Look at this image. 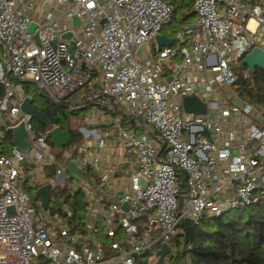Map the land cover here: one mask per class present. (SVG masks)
Segmentation results:
<instances>
[{"label": "built area", "instance_id": "2783aa9c", "mask_svg": "<svg viewBox=\"0 0 264 264\" xmlns=\"http://www.w3.org/2000/svg\"><path fill=\"white\" fill-rule=\"evenodd\" d=\"M191 1L197 24L176 34L177 49L155 53L167 1L0 0V131L24 122L31 144L23 152L11 136L0 154V264H134L142 254L157 264L167 244L165 264L182 221L248 207L264 191V99H243L233 71L264 51V0ZM67 32L75 42L62 40ZM29 84L86 112L74 151L56 152L47 132L33 131L21 109ZM188 96L204 113L184 110ZM70 162L83 178L65 171ZM48 183L82 195V224L62 199L60 213L30 203L24 186Z\"/></svg>", "mask_w": 264, "mask_h": 264}, {"label": "trees", "instance_id": "16d2710c", "mask_svg": "<svg viewBox=\"0 0 264 264\" xmlns=\"http://www.w3.org/2000/svg\"><path fill=\"white\" fill-rule=\"evenodd\" d=\"M163 1L169 2L168 0ZM173 2H169L173 6L171 21H173L174 15L179 14L181 20L189 24L194 15L192 1L180 0L177 5ZM236 75L237 81L241 85L240 94L243 99L254 105L260 104L264 99V71L253 70L248 80L242 79V71ZM28 88L27 85L25 92ZM37 91L44 98V103L41 107L33 104L46 115L50 122L49 126H40L41 132H47L54 127L60 128L68 139V144L64 149L74 151L77 146L82 144L83 140L77 130L69 126V115L78 111H70L64 103L50 101L40 90L37 89ZM0 138L3 141L6 139L11 142V134L4 130ZM7 153L8 149L1 144L0 154L6 155ZM56 155L60 156V153ZM180 177L181 193H184L183 175L181 174ZM52 198L60 199L54 198L53 194ZM81 199L83 197L80 193L69 191L62 198L63 202L71 208L74 220L80 221V224H82L81 214H79ZM238 209L246 210L245 215L226 218V215L232 211L230 210L220 217L204 216L197 224L189 220L182 221L179 226L180 232L172 241L174 248L181 245L182 249L175 252L168 263L174 260L173 264H185V256H189L190 264H264V191L257 195V200L252 205ZM99 238L107 246V239L102 235ZM188 245L191 249L186 251ZM145 255H140L134 264H141L139 258Z\"/></svg>", "mask_w": 264, "mask_h": 264}, {"label": "water", "instance_id": "95a60500", "mask_svg": "<svg viewBox=\"0 0 264 264\" xmlns=\"http://www.w3.org/2000/svg\"><path fill=\"white\" fill-rule=\"evenodd\" d=\"M73 23L78 25V19L76 17L73 18ZM35 27V24H31L28 28V31H32ZM193 25L189 24L185 28H192ZM63 41L75 42V38L73 37L71 32L64 33L62 36ZM154 44L156 45V50L159 51L161 47H170L173 44V39L169 38L167 35L157 34L154 37ZM70 53H72V47L69 49ZM147 48L144 44H141L136 50V56L141 60L145 61L147 58ZM159 63L163 66L168 65L169 59H160ZM242 63L246 65V68L249 72L253 71L254 68H258L264 71V51L259 48H253L250 53L244 56L242 59ZM183 108L187 112H194L198 114H202L205 111V105L196 97V96H188L183 99ZM21 109L33 116V118L38 121L41 125L49 126L50 122L48 121L46 115L41 112L34 104H32V99L25 98L23 103L21 104ZM7 133H10L12 136V145H14L19 150L26 152L31 144L29 141L28 133L26 131L24 122H21L19 125L15 127H8L5 130ZM208 136L207 133H205ZM46 136L50 139V143L54 148V151L59 152L68 144V139L64 131H62L58 127H54L47 131ZM65 171L68 173H73L77 175L79 178H83V174L79 172L76 166L73 163H68L65 166ZM62 176L59 177L56 184H58L61 180ZM142 188H144L145 181H140ZM52 186L51 184H44L38 188H36L34 196L39 199L41 207L44 210H47L50 202L55 204L57 207L62 206V202L59 200L52 199ZM124 210H127V206L124 204L122 206ZM7 211L9 213L13 212V207H8ZM227 211L226 213H228ZM225 214V213H224ZM170 251V247L167 244H163L162 248L157 252L158 261L157 264H163V259L165 255H167ZM134 259H137L136 255H133Z\"/></svg>", "mask_w": 264, "mask_h": 264}, {"label": "rangeland", "instance_id": "374dc122", "mask_svg": "<svg viewBox=\"0 0 264 264\" xmlns=\"http://www.w3.org/2000/svg\"><path fill=\"white\" fill-rule=\"evenodd\" d=\"M168 1L169 2H171V1L173 2L174 1L173 4H175V5L180 3V0H168ZM189 24H192V25H196L197 24V18H196L195 14L191 18ZM189 24L186 21H182L181 20V16L179 14H177V15H174L173 21L169 22L167 25H165L160 30V33L167 34V35H169V37L171 39L175 40L176 34L178 32H181ZM151 45L152 46L154 45V41H151ZM177 47H178V43L175 41L174 44H173V48L177 49ZM153 52L157 53V50H155L153 48ZM174 62H180V56H177V59H175ZM244 66L245 65L242 63V60H241L238 64H235L233 66V71H235V73H239L241 71L243 72L245 69H247V68H245L246 66L245 67ZM256 69H258V68H256ZM28 86H29V88L26 90L27 96H29L33 100V103L35 105L41 107V105L44 103V98L41 96L39 91H37L35 85L29 84ZM85 115H86V112L83 111V110L82 111H78V112H76L73 115L72 114L69 115V126L72 129H74V130H78L80 127L86 126ZM31 125H32V128H33L34 132H36L37 134L43 133V131L41 132V130H40L41 124L38 121H36L34 119L31 122ZM1 135H3V131H0V137H1ZM1 144L5 145L6 148L8 149L9 146L11 145V142L7 141L6 139L3 141L0 138V145ZM36 187L37 186L30 185V184L29 185L26 184L24 186V191L27 193V195H28V197L30 199V203L32 205H35L37 202H39V199L34 196ZM68 188L69 187L57 186L54 190H52V194L54 195V198L56 197V198L62 199L67 194ZM71 200L73 201V199H71ZM79 205H80L79 214H81V220H83L85 218L84 217V212H85V208H86V205L84 204V200L83 199H81V203ZM246 210H247V208H246ZM246 210H242V209L232 210L231 212H229L226 215V218L244 216ZM48 212L60 213L61 210L55 204L50 202L49 203ZM181 249H182V246L181 245H177L174 248V252H179V251H181ZM139 259H140L139 262L141 264H150L151 261H152V257L149 256V255L141 256ZM173 263H174V260H171L170 263L167 262L165 264H173Z\"/></svg>", "mask_w": 264, "mask_h": 264}, {"label": "crops", "instance_id": "0c3cea01", "mask_svg": "<svg viewBox=\"0 0 264 264\" xmlns=\"http://www.w3.org/2000/svg\"><path fill=\"white\" fill-rule=\"evenodd\" d=\"M244 1H246V2H249L250 0H244ZM160 34H163V33H160ZM163 35H167V34H163ZM177 59V58H176ZM82 143H83V141H82ZM54 190V189H53ZM54 200H59L60 201V199H54ZM62 202V201H61ZM150 264H152V263H150Z\"/></svg>", "mask_w": 264, "mask_h": 264}]
</instances>
